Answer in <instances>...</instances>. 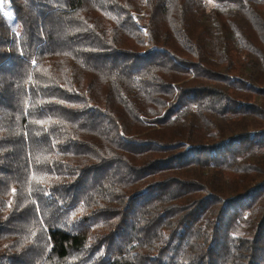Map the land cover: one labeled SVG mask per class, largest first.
I'll list each match as a JSON object with an SVG mask.
<instances>
[{"label":"trees","instance_id":"1","mask_svg":"<svg viewBox=\"0 0 264 264\" xmlns=\"http://www.w3.org/2000/svg\"><path fill=\"white\" fill-rule=\"evenodd\" d=\"M0 8V264H264V0Z\"/></svg>","mask_w":264,"mask_h":264},{"label":"rangeland","instance_id":"2","mask_svg":"<svg viewBox=\"0 0 264 264\" xmlns=\"http://www.w3.org/2000/svg\"><path fill=\"white\" fill-rule=\"evenodd\" d=\"M0 8L3 15L6 17L9 23H13V15L10 8L9 0H0Z\"/></svg>","mask_w":264,"mask_h":264}]
</instances>
